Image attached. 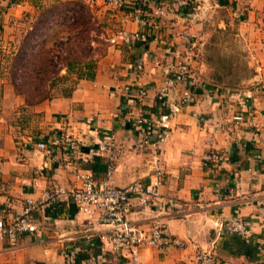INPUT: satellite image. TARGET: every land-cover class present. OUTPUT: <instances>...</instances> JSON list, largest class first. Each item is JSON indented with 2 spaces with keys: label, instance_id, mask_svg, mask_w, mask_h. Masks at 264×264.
Returning a JSON list of instances; mask_svg holds the SVG:
<instances>
[{
  "label": "crops",
  "instance_id": "obj_1",
  "mask_svg": "<svg viewBox=\"0 0 264 264\" xmlns=\"http://www.w3.org/2000/svg\"><path fill=\"white\" fill-rule=\"evenodd\" d=\"M49 1L0 0L5 8L0 41L8 57L0 65V218L10 222L28 200L39 205L33 213L35 233L20 235L16 245L9 237H0V264H64L71 252L81 264L126 263L103 240L107 229L98 213L88 216L66 201H44L46 193L58 187L78 186L69 160L101 177L106 159L98 148L110 137L124 149L113 177L116 187L148 183L157 168L165 171L161 201L137 206L131 220L144 229L161 222L186 242L184 248L143 249L140 264H195L197 247L212 249L218 264H264V131L234 120L247 102L257 111L256 122L262 123L264 100L256 86L264 82V0H168L170 8L163 19L157 12L163 0H127L124 9L104 0H86L109 22L110 38L124 29L138 39L111 44L91 77H75L67 95L30 105L16 90L17 80L10 74L12 59L23 20ZM138 14L148 15L150 23L143 26L135 18ZM233 24L241 25L252 74L237 88L203 90L196 81L205 77L204 43L202 47L200 43L198 58L191 62L196 78L161 98L165 65L176 61L175 51L184 54L187 49L178 33L188 30L201 42L208 37L209 26ZM138 59L145 63L141 73L134 68ZM126 85L134 87L129 95L120 91ZM141 88L146 89V98L139 96ZM188 95L190 100L180 105ZM167 102L179 108L175 114H170ZM139 116L164 124L167 140L136 151ZM244 117L248 118L246 113ZM66 135L78 141V153L73 155L67 148ZM254 137L262 144H255ZM40 141L53 145L55 162L29 143ZM211 151L223 157L213 167L203 161ZM170 199L178 207H171ZM235 217L250 220L248 236L224 235L220 230Z\"/></svg>",
  "mask_w": 264,
  "mask_h": 264
},
{
  "label": "built area",
  "instance_id": "obj_2",
  "mask_svg": "<svg viewBox=\"0 0 264 264\" xmlns=\"http://www.w3.org/2000/svg\"><path fill=\"white\" fill-rule=\"evenodd\" d=\"M106 3L114 6L117 9H124L127 0H104ZM170 5L168 0H163L158 8V17L163 19L167 16ZM143 26L150 23V17L146 14H138L135 17ZM1 30V23H0ZM178 37L185 43V52L175 51V62L165 65L167 75L164 80L163 89L160 91L161 98L167 97L169 93L177 87L178 84L190 82L196 78L191 62L198 58L197 40L192 37L188 30H183L178 33ZM138 39L137 35H132L124 29L113 37V44H130ZM2 42L0 41V52H4ZM6 52V50H5ZM4 52V53H5ZM5 54H0V65L4 63ZM159 65L160 63H156ZM145 63L143 59H138L135 63V71L143 72ZM200 83L203 90L208 89V85L201 80H196ZM133 85H126L120 89L124 95H129L133 91ZM256 93L264 100V82L256 86ZM141 98H146L147 91L141 88L139 91ZM190 100V96H186L180 105L186 104ZM170 114L173 115L178 111L175 103L167 102ZM243 114L234 117L237 122H245L249 129L259 131L260 128L264 131V111L259 115L262 118V123L256 122L257 111L247 102L242 105ZM244 113L248 118L245 119ZM201 120H204L201 118ZM136 125L140 130V137L134 145L136 151H143L152 145H161L168 138V131L164 129V124L157 123L153 119L139 116L135 120ZM63 142L74 155L78 153L79 145L75 139L64 136ZM60 141H57V144ZM255 144H262V140L254 137ZM31 143L33 147L41 152L52 157L53 145L45 141ZM28 143V144H29ZM99 153L105 156L106 170L101 177H97L90 172H84L78 168L77 164L68 161L71 172L75 178L77 187L70 189L58 187L53 191L46 193L44 201L47 204L60 203L66 201L75 206L79 213L92 216L95 213L99 214V221L107 229V233L103 236L111 251L121 254L126 260L125 264H140L141 251L151 248L158 250H166L170 248H184L186 242L174 236L161 222H157L144 229L140 225L135 224L130 216L137 206L147 207L153 203L161 201V187L165 181V171L162 168H157L154 174L150 177L148 183L143 181H135L126 187H116L113 183L114 173L117 168L119 157L124 153V149L120 146L116 139L110 137L104 139L98 148ZM222 156L217 151H211L203 156V161L206 166H215L222 162ZM56 161L54 156L51 159ZM171 207H178L175 200L170 199L167 202ZM38 203L28 200L26 206L20 214H17L10 222H6L0 218V237H9L13 245L18 242L19 236L24 233L33 234L37 231V225L33 217V213L38 211ZM224 233H234L241 236H248L251 232L250 220L245 217H235L220 227ZM195 264H218L217 256L212 249L197 247L194 256ZM64 264H77V257L74 252L66 255Z\"/></svg>",
  "mask_w": 264,
  "mask_h": 264
},
{
  "label": "rangeland",
  "instance_id": "obj_3",
  "mask_svg": "<svg viewBox=\"0 0 264 264\" xmlns=\"http://www.w3.org/2000/svg\"><path fill=\"white\" fill-rule=\"evenodd\" d=\"M98 10L86 0H51L23 20L10 74L17 80V92L30 105L67 95L74 78H89L106 55L113 37L108 34L109 22ZM207 35L201 42L197 39L201 47L204 43L206 63L201 81L220 89L237 88L252 74L241 25L209 26Z\"/></svg>",
  "mask_w": 264,
  "mask_h": 264
},
{
  "label": "trees",
  "instance_id": "obj_4",
  "mask_svg": "<svg viewBox=\"0 0 264 264\" xmlns=\"http://www.w3.org/2000/svg\"><path fill=\"white\" fill-rule=\"evenodd\" d=\"M17 1H18V0H11V3H16ZM140 7H141V8H144L145 6H144L143 4H140ZM4 11H5V8H4L3 6L0 5V23H1V19H2V16H3V14H4ZM146 36H147V35H146ZM146 38L149 39V38H151V36L148 35ZM88 70H89V69H88ZM89 74H90V73H88V75H89ZM86 76H87V75H86ZM90 77H91V75H90ZM81 78H82V77H81ZM223 234H224V235H233L234 233H224V232H223ZM224 235H223V236H224ZM234 235H237V234H234ZM77 264H81V259H80L79 257L77 258Z\"/></svg>",
  "mask_w": 264,
  "mask_h": 264
}]
</instances>
